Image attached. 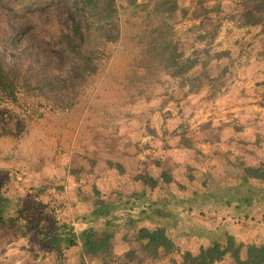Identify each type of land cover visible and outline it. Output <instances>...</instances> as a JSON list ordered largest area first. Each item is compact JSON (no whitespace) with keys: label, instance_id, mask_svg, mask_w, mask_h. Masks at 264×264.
I'll return each mask as SVG.
<instances>
[{"label":"rangeland","instance_id":"rangeland-1","mask_svg":"<svg viewBox=\"0 0 264 264\" xmlns=\"http://www.w3.org/2000/svg\"><path fill=\"white\" fill-rule=\"evenodd\" d=\"M37 1H39V4ZM156 1L137 0L135 4H131L129 0H117L118 12L116 23L119 25V29L118 34L117 32L111 33L113 37L116 35L113 41L105 40L100 24L94 25L92 31L93 44L96 47H102L101 56L98 60L101 64L100 69L89 78L88 83L80 90L74 101V105L70 109H60L58 106H53L54 100L53 98H49V95L54 96L56 94L66 100L68 96L62 90H54L51 94L46 93L44 97L42 95L45 89L23 88L18 94L17 102H12L6 98L0 100V215L5 219L0 222V264H68L67 256L64 252L60 253V248L56 249L51 244L52 241L49 238L47 239L48 235H52L51 229L53 225L57 223L51 217L52 212L48 207L49 198L54 195L53 197H57L58 201L62 199L59 197L61 193H59V189L49 190V185L46 183L47 180L44 176L46 171H49L47 167L49 162L44 159L45 156H42L44 152L46 154L44 144L47 138L46 135L49 133V130L58 128L61 123L67 122L68 114L84 98L91 101L92 97L97 98L98 94L101 93L105 102L118 103L119 101L116 98L114 99L113 96L107 94L115 91L112 88L119 86L118 84L128 88L130 101H133L134 98L137 99L134 103L132 102L133 104L139 103L138 100L141 94L143 96L149 95L148 97L150 98L152 92L155 90L157 92L161 91V88L157 87L159 84L165 85V80L163 79L166 71L164 60L165 56L168 55V51L161 56L160 46H157L155 49L152 46L156 33H153L151 30L159 20H163L160 14H153L152 12ZM223 2L230 4L229 0H223ZM178 3L180 6L188 9V15L172 19L170 23L174 26L172 39L178 44L179 51L184 52V56H191L197 53L198 55L200 54L199 56L202 60L211 64L212 60L223 56L219 54L221 51H225L223 49L231 47L230 58L228 57L227 59H233L234 62L238 58H241L244 50H247V52L258 50V53H261L260 56L264 58V34L260 32V29L251 28L246 31V29L237 27L234 24L233 27L224 24L217 36L219 40L216 41L215 39L211 41L207 35L219 27V20H214L210 16H207L205 19L203 18V26L205 28H201L199 25L200 19L192 18L193 10L196 7L200 12L202 11L198 6V0H178ZM213 4L215 2L208 3L207 5L212 6ZM83 5L84 0H0V12L10 13L15 17L23 18L28 21L31 30L41 31L44 35L50 36L45 40V50L41 51L42 55L46 56L47 61H53L46 73V77L50 78L60 75L58 66L63 62L64 53L60 50H53L54 39L49 31L51 24L48 22V15L55 8L64 18L71 20L72 11H80ZM225 9L228 12L230 11L228 6ZM211 15L214 14L212 13ZM14 25L15 23L13 24L10 21L0 24V46L8 54L10 62L17 66L19 79L25 80L29 76L27 73H29L30 67H28L27 63L25 65L22 64L25 62L29 63L28 56L36 53L38 44L35 42L28 47L26 44L28 37L24 39L18 38L13 46L7 44L3 36L10 35L11 29H14ZM84 25L86 28L89 27L88 23ZM222 34L224 37L221 36ZM236 41L238 42L233 46L231 43H235ZM18 58L22 60L20 61ZM38 59L36 57V61ZM212 64L218 65L216 61ZM250 92L248 95L242 96H245L247 101L245 110L247 108L254 109L256 91L252 90ZM217 99L222 102L219 105H222L223 96H216V94L207 96L204 99L205 103L202 104L203 108L212 107ZM91 102L87 103L90 105ZM237 102L235 100V103ZM254 116L255 114L251 110L242 111L240 115L234 112L232 116H229L233 123H241V131L248 134L251 133L252 135L251 138L245 136L247 140L243 145V151L247 149L249 144L252 146L253 141L255 142V148L256 145L264 147L261 145L264 142V134L261 132L264 131L263 127L259 129L251 127L249 129L243 128L245 123L251 124ZM201 119L199 118V120ZM114 120L111 119L110 121ZM188 123L191 122H187L184 126L188 125L189 127ZM149 129H152L151 126ZM210 130H213L211 134L215 131L214 128ZM254 130H256L255 133L257 134L253 132ZM190 131L192 130L183 128L182 134L187 135ZM137 134L134 133V136H137ZM13 135H18L19 137L16 138ZM145 137L148 138L146 135ZM164 141L167 140L160 141L161 144H164ZM254 146H252L251 152H246L245 154L254 155L260 148H256L257 150H255ZM259 152L263 156L259 157L255 154L249 160L252 164L247 163L245 154L242 155L238 163L235 162L236 160L229 159L228 165L232 164L233 166L223 165L224 174L222 176L212 174V176L208 177L204 171H202L203 174L196 176L192 175L194 172L190 169L191 175L189 177L187 175V177L183 176L182 174L185 173L182 167L183 160H175L173 162L175 169H172L174 171L175 183L165 181L163 177H160V180H162L160 187H155L146 192L150 202L137 204L136 208H131V210L127 211L139 214L145 210V215L155 216L159 214L162 208L161 201L163 202L169 193H174L177 196L194 195L202 193L204 189L214 187L219 180L228 183L234 182L237 180V177L233 175L241 176L246 166H261L264 168V150H259ZM177 154L185 157L181 152ZM258 157L261 159V162L256 164ZM253 160L255 161L253 162ZM162 173H160L161 176ZM135 194L119 193L118 198L123 202H134L136 199L134 198ZM141 206H145L146 208L144 209ZM174 207L171 205L169 209H174ZM33 210L39 212L41 215L43 214L47 222L37 225L34 219L28 220V213H32ZM122 211L117 212L122 213ZM86 213L87 216L92 217L88 215L91 213L88 211ZM22 215L23 218H20ZM189 215L188 217H192L194 221L190 225V228H193L194 232L189 234L185 230V233H180L175 238L177 247L174 252L166 253L162 250L157 259H147L142 264H181L182 254L185 251L197 254L202 245L207 241L205 237L196 236L207 235L199 229H206L207 226H212L222 219L225 220L228 232L232 235H238L243 241H264V221L262 220L264 211H261L259 214L257 213L254 220H244L243 218L231 216L227 213V209L220 206L200 207ZM188 221L189 218L179 225L188 229ZM126 223V220H121L114 233L112 240L113 257L107 263H103L100 259L92 257L88 252H85L87 264H140L139 261L143 258L141 251L143 242L138 239V231L142 227L154 229L155 223L149 217L135 223ZM56 225L58 227L61 226L62 230L65 231H70L71 229L68 221ZM174 227L171 224L168 225L170 233L172 231L175 232ZM40 235H45V237H40ZM56 235H61V233L57 232ZM83 243L85 244V241ZM76 249L75 245L72 252L75 253ZM84 249L87 251L86 248ZM132 252L136 253V257L131 260L129 259L130 261H126L127 255ZM79 261L78 257H76V264ZM216 264H236V262L233 258L228 257Z\"/></svg>","mask_w":264,"mask_h":264},{"label":"crops","instance_id":"crops-1","mask_svg":"<svg viewBox=\"0 0 264 264\" xmlns=\"http://www.w3.org/2000/svg\"><path fill=\"white\" fill-rule=\"evenodd\" d=\"M225 24L236 25L232 21ZM241 28L247 31L250 27ZM237 42L231 44L234 46ZM227 49L231 47L223 50ZM250 52L244 50L235 62L228 57L212 60L211 64L216 61L218 65L230 67L231 71L223 77L224 85H214L209 78L199 76L193 86L187 83L182 87V76L165 71V85L159 84L157 88L161 91L155 90L150 98L141 94L139 103L133 104L129 100L128 88L118 84L112 88L115 91L107 93L118 103L105 102L101 93L97 98L92 97V102L84 98L68 114L67 122L49 130L44 143L46 154L42 155L49 162V171L44 176L49 190L59 189L61 201L69 207L63 220L69 222L71 229L65 231L58 227L56 224L61 223L50 212L57 223L47 239L64 242L60 253L63 251L67 256L68 264H76V257L80 260L78 264H87L85 252L88 251H85L83 243L86 235L83 233L91 228H100V220L105 219L95 217V209L115 207L116 201L120 200L119 193H141L153 189L142 180L143 175L158 180L155 187H160V173L164 171L175 183L173 162L182 159L183 176L191 175L189 169L196 176L203 174L202 171L208 177L212 174L222 176L223 165H228L229 159L238 163L243 154L252 151L254 141L252 146L249 144L247 149H242L247 140L245 136L251 138V133L241 131V123H233L229 118L234 112L240 115L242 111L251 110L255 114L254 119L251 124L245 123L243 128H264V58L258 50ZM252 90L256 91L254 109L245 110L247 101L242 96ZM213 94L223 96V104L219 105L222 102L217 99L212 107L203 108L204 99ZM169 96L173 98L165 103ZM235 100L240 101L235 103ZM87 102H91L90 105ZM189 121V127L184 126ZM150 126L152 129H149ZM183 128L192 131L184 135ZM211 128L215 129L218 137L211 134ZM261 132L264 134V131ZM134 133H138L137 136ZM162 140L167 141L161 144ZM261 145L264 146V142ZM256 148H259L256 156H263L259 150H264V147L256 145ZM178 152L185 157L179 156ZM254 155L245 154L248 164H252L249 160ZM259 157L256 164L261 162ZM136 206L132 203L127 210ZM87 211L92 217L87 216ZM28 214V220L34 219L37 225L47 222L44 215L35 210ZM57 232L61 235H56ZM71 238L76 242L75 253L72 252L75 245L66 243Z\"/></svg>","mask_w":264,"mask_h":264},{"label":"trees","instance_id":"trees-1","mask_svg":"<svg viewBox=\"0 0 264 264\" xmlns=\"http://www.w3.org/2000/svg\"><path fill=\"white\" fill-rule=\"evenodd\" d=\"M136 1L129 0L131 4H135ZM229 1L230 4L223 2V0H198V6L202 11L200 12L197 7L193 10L192 18L200 19L199 25L201 28H205L203 20L207 16L219 20V27L207 35L211 41L217 38L222 26L227 21H232L239 27H250L248 30L251 28L260 29V32L264 34V0ZM37 2L39 4V1ZM211 2H215V4L212 6L207 5ZM117 3V0H84V5L80 8V11H72L71 20L64 18L55 8L53 12L49 13L48 22L51 24L49 31L54 39L53 50H60L64 53L63 62L58 66L60 75L50 78L46 77V73L53 61H47L46 56L41 53L45 50L46 38L50 36L44 35L41 31L31 30L28 21L23 18L0 12V24L5 21L6 23L7 21L15 23L10 35L3 36L7 44L13 46L18 38L24 39L25 37H28L26 43L28 47L35 42L38 44L36 53L28 56L29 63L22 64L27 63L30 67L29 73H27L29 76L25 80L19 79L17 66L10 62L8 54L0 46V100L6 98L12 102H17L18 94L23 88L45 89L42 95L44 97L46 93L51 94L54 90H62L68 96L66 100L56 94L54 96L49 95V98H53V106H58L60 109H70L74 105L80 90L86 86L89 78L100 69L101 64L98 60L101 56L102 47H96L93 44L92 31L94 25L100 24L102 35L106 41L115 39L116 35L113 37L111 33L117 32L118 34L119 25L116 23ZM226 6L229 8V12L225 9ZM152 12L163 17V20H159L151 30L156 33L152 46H154V49L160 46L161 56L168 51V55L165 56L164 60V68L174 76L183 77L182 87L187 83L193 86L194 81L199 76H204L205 79L209 78L214 85L216 83L218 85L226 83L223 77L231 71L228 65L223 67L222 65L209 64L207 61L202 60L200 54L197 53L184 56V52L179 51L178 44L172 39L174 26L170 21L179 16L188 15L187 8L180 6L178 0H157ZM212 13L214 15H211ZM85 23H88V28L85 27ZM230 53V50H225L219 54L223 55L222 57H229ZM36 57L39 58L37 61ZM170 98H173V96H169L164 102H168ZM136 100L134 98L132 102ZM213 135L218 137L216 131L213 132ZM13 136L19 137L18 135ZM189 146L186 145V147ZM233 176L237 177L234 182L228 183L219 180L220 182L218 181L214 187L204 189L202 193L186 196L169 193L166 199L163 202L161 201L162 208L159 214L155 216L145 215V210L139 214L127 211L132 203L139 205L150 202L146 192L136 193L134 202H123L120 199L116 201L115 207L95 209L93 215L105 219L100 220V224H102L100 228L91 229L85 233L84 246L92 256L100 259L103 263H107L114 254L112 240L120 221L126 220V224H131L149 217L150 220L154 221L155 228L142 227L138 231V239L143 242L141 247L143 258L139 261L142 264L147 259H157L162 250L166 253L174 252L177 247L175 238L186 231L189 234L194 232L193 228H190L194 221L192 217L188 216L197 208L220 206L227 209V213L231 216L243 218L244 220H254L257 213L264 211V168L261 166H246L241 176L236 174ZM161 177L165 181L171 182L172 180L167 172H163ZM142 180L153 188L158 185V180L147 174L142 176ZM171 205L175 206L174 209H169ZM121 210H123L122 213L117 212ZM187 218H189L188 229L179 225L183 221H187ZM4 220V217L0 215V222ZM262 220L264 221V217H262ZM169 224L175 226V232H169ZM199 230L204 231L207 235L196 236L205 237L207 241H204L205 243L197 254L185 251L182 254L181 264H216L228 257L233 258L236 264H264V241H243L238 235H232L228 232L225 220L222 219L212 226H207L206 229ZM63 243L62 240L51 242L56 249L61 248ZM66 243L72 245L76 242L67 240ZM134 257H136V253L132 252L127 255L126 261H130Z\"/></svg>","mask_w":264,"mask_h":264},{"label":"built area","instance_id":"built-area-1","mask_svg":"<svg viewBox=\"0 0 264 264\" xmlns=\"http://www.w3.org/2000/svg\"><path fill=\"white\" fill-rule=\"evenodd\" d=\"M48 207L50 211L55 215L57 221L62 224L64 222L63 218L68 212L69 207L64 204L61 200L58 201V199L53 196L49 198ZM73 224H75V227H77L78 225L76 224V222H74Z\"/></svg>","mask_w":264,"mask_h":264}]
</instances>
